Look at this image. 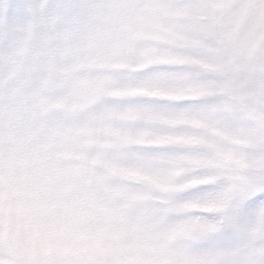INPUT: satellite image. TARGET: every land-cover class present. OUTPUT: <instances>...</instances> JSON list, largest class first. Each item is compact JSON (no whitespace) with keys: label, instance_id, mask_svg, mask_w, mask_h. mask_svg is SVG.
Masks as SVG:
<instances>
[{"label":"snow or ice","instance_id":"6c2138e0","mask_svg":"<svg viewBox=\"0 0 264 264\" xmlns=\"http://www.w3.org/2000/svg\"><path fill=\"white\" fill-rule=\"evenodd\" d=\"M0 264H264V0H0Z\"/></svg>","mask_w":264,"mask_h":264}]
</instances>
